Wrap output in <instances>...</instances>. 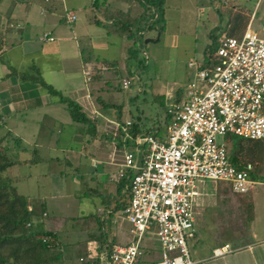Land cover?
I'll return each instance as SVG.
<instances>
[{
	"label": "crops",
	"instance_id": "obj_1",
	"mask_svg": "<svg viewBox=\"0 0 264 264\" xmlns=\"http://www.w3.org/2000/svg\"><path fill=\"white\" fill-rule=\"evenodd\" d=\"M74 1L70 4L71 10L65 8L64 0H49L46 3L41 0L0 1V23L6 21L14 25L11 28L0 25V131L14 135L19 142L24 140L29 148L27 161L20 158L18 153H14L11 158L14 163L10 169L20 165L27 166L26 176H13L12 181H25L29 208L36 210L35 206L39 205L41 217H47L48 204H56L60 212L67 208V198L71 201L70 205H78V200L72 199L80 194L76 187L77 179L86 184L85 187H89L95 195L96 210L100 214L109 213L115 207L113 200L119 181L117 171L122 160L121 148L127 146L121 144V137L120 140L109 134L103 137V122L123 117L119 107L115 108L111 103L104 107L105 103L99 98L105 93L103 85L109 86V69L102 63H96L93 56L85 53L77 41L80 33L83 36L90 34L91 38L95 34V38L108 44L111 34L107 31L105 20L98 18L100 10H106L105 0ZM89 9L94 13L90 25L98 27L100 31L92 32L86 25L75 24L77 15H84ZM68 13L75 16V21L71 24L65 20ZM247 27L250 29L249 21L245 29ZM42 34H47L52 41H38ZM124 69L125 67L121 68ZM29 76H38L44 84L75 102L85 116L93 120L96 136L91 138L87 135L83 126L70 119L65 105L59 103L57 97L51 96L38 83L30 81ZM122 79L124 76L120 78ZM114 109L117 112L116 118L113 113L108 114ZM122 110L121 108V113ZM93 111L97 113L95 118L91 116ZM133 118L136 120L139 117ZM161 135L163 134L159 133L158 136ZM16 146H19L18 142ZM64 167L71 168L76 175L71 183L72 191L66 190V185L70 182L69 171ZM251 178L252 185L245 194L250 202L247 223L242 221V209L236 202L244 194H234L227 185H219L214 207L206 209L203 208L204 202L198 193L194 201L195 233L193 242L190 243L189 255L194 264H264V218L262 227L255 229L257 212L254 205L256 193L253 190L258 185L264 192V177L257 171L254 176L251 173ZM123 192L121 190L120 194ZM45 200L50 201L46 204ZM225 207L224 212L218 211ZM121 212L122 210L117 211L108 220L109 239L113 242H116V233L120 232L121 221L124 222ZM116 218L120 222H116ZM43 219H40L42 227ZM211 226L223 231L224 228L226 231L231 230L240 237L237 235L236 241L231 243L214 241ZM110 228H113V232ZM201 230L208 232L207 235L199 236ZM202 238H209L211 241L205 243ZM86 240L88 239L83 244ZM223 245L230 246L233 251L222 257H211V251ZM149 247L152 249L149 254L159 257L157 246ZM83 255L85 256V249ZM154 262L155 260L152 264Z\"/></svg>",
	"mask_w": 264,
	"mask_h": 264
},
{
	"label": "built area",
	"instance_id": "obj_2",
	"mask_svg": "<svg viewBox=\"0 0 264 264\" xmlns=\"http://www.w3.org/2000/svg\"><path fill=\"white\" fill-rule=\"evenodd\" d=\"M65 20L71 24L75 16L68 13ZM0 25L14 27L6 21ZM38 41L52 38L42 34ZM212 57V65L188 64L194 80L187 83L180 101L167 108L170 118L163 135L131 136L126 132L130 122L121 127L137 148L122 154L117 171L118 179L131 173L128 203L121 212L131 239L110 251L88 240L85 261L138 264L150 248L145 241L152 240L159 254L154 264H194L186 243L195 233V181L225 183L234 194L249 191L251 165L234 168L225 144L216 137L264 139V36L247 27L239 38L220 39ZM128 85L121 81L122 88ZM232 251L228 245L219 246L211 257Z\"/></svg>",
	"mask_w": 264,
	"mask_h": 264
},
{
	"label": "rangeland",
	"instance_id": "obj_3",
	"mask_svg": "<svg viewBox=\"0 0 264 264\" xmlns=\"http://www.w3.org/2000/svg\"><path fill=\"white\" fill-rule=\"evenodd\" d=\"M73 1L64 0V6L67 10H71L72 5L70 4ZM78 1L88 2L89 0ZM104 4H106V7H104L106 10L102 11L101 9L98 18L105 20L107 31L111 34L108 44L95 38V34H93L92 38L90 34L87 36H83V33L77 35V41L82 49L85 50V53H89L90 57L93 56L96 63H102L109 69V75L111 76L109 78V86L103 85L102 90L105 93L101 94L100 96L102 97L99 98L103 100V103H111L115 108L119 107L120 115L122 114L123 117L117 119L115 109L108 112L109 115L113 113L116 119L103 122V137L109 134L112 138H117L120 133H123L122 131H125V128L121 131V127L126 122L132 121L133 116L139 117L140 121L143 122L142 125L146 126L148 130L155 128L160 131V134H164L165 111L171 106V100L175 98L176 90L185 89L187 83L194 80L193 68L188 66L189 63L203 67V56L208 53V46L214 43L212 49L215 51L218 40L228 36L239 38L248 21L250 30L256 31L260 36H264V0H165L162 19L159 17V22H163V29L159 32L158 26H156L154 29L145 30L140 34L141 36L133 40H127L124 36L119 37L111 22L122 20L121 15L125 12L131 18L137 16L141 13L140 6L136 2H131V0H105ZM93 15L94 13L90 9L84 15L78 14L75 24L86 25L90 27L89 29L92 32L100 31L98 27L90 25L92 24L90 21L94 18ZM106 18L109 20L107 21ZM72 26L70 27L72 28ZM124 67L125 69L121 70ZM123 76L124 79L122 80L129 82L127 88H122L121 86L122 80L120 78ZM181 93L182 91L180 96H182ZM121 108L124 110H122V113ZM96 115L97 113L93 111L91 116L95 118ZM23 138L25 139V137ZM237 138L225 135L216 137V140L225 144L228 155L230 144ZM121 139V144L127 145H121L126 146L121 148L123 149L121 152L133 151L131 147L134 144L132 138L130 136L127 138L123 133ZM17 142L19 146H16ZM255 142H257L260 150L259 154L255 162H248H250L252 168L254 167L251 172L253 176L259 171L260 175L264 177V139ZM0 151L10 161H12L11 158H13L14 153H18L19 157L25 161H27L29 155V148L24 140L19 142L14 135H7L1 131ZM244 163L242 167H244ZM255 163L257 166H255ZM64 169L69 171L68 178L70 183L66 185V190L72 191L70 190L72 188L71 183H73L72 181L76 178V175L73 170H70L71 168L64 167ZM26 171L27 166L20 165L14 169L9 167L4 175L10 179L11 184L16 188V193L20 196L25 195L24 197L27 199L25 181H12V178L14 179L13 176H19L18 178L26 176ZM251 173L250 179L252 180ZM77 180L78 185L76 187L79 188L80 194L72 199L78 200V205H70L71 201L67 198V208L64 209V212H60L56 204L51 206L48 204L51 199L45 200L46 204H48V214L47 217H43L42 229L56 230L58 232V243L60 246L57 251L62 252V257L58 260L54 259L52 264H83V261L86 260L83 258V250L86 247L87 240L84 244L83 242L88 238L87 232L96 231L97 224L95 219L89 217V214L96 217L100 215L96 210L97 199L93 192L91 193L89 187H85L86 184H82L79 179ZM219 185L225 186L226 184L208 180L195 181L200 199L204 202L203 208L207 209L214 205L216 190H220ZM253 190L256 193L254 205L257 212V223H255L254 228L259 229L262 227L264 218V192L261 191L258 185ZM240 199V201L236 199V202L242 209V221L247 223L250 216L248 212L250 211L248 195L245 197L244 194ZM35 209L36 213L39 214V205H36ZM225 209L226 207L220 208L218 211L224 212ZM40 217L38 215L33 218L31 225H38ZM115 220L120 222L119 218ZM121 224L120 232L116 233V242L118 244L114 242V245H127L131 239L128 234L129 225L125 221H121ZM211 228L213 231L212 235L215 236L212 238L214 241L231 243L236 241L237 235L240 237L239 234L231 230L226 231L225 228L224 231L218 229V227L211 226ZM112 229L110 228L111 231ZM203 231L201 230L199 236L201 234L207 235L206 233L208 232ZM202 241L209 243L211 240L202 238ZM191 242H193L192 239L186 243L189 255ZM145 243L148 246H157L152 240L151 243L146 241ZM151 250V248L148 249L140 264H152L153 260H158V256L149 254ZM49 257L55 258L53 251L49 254Z\"/></svg>",
	"mask_w": 264,
	"mask_h": 264
},
{
	"label": "trees",
	"instance_id": "obj_4",
	"mask_svg": "<svg viewBox=\"0 0 264 264\" xmlns=\"http://www.w3.org/2000/svg\"><path fill=\"white\" fill-rule=\"evenodd\" d=\"M41 1L46 3L49 0ZM133 1L140 6L141 13L131 18L128 13L125 12L121 15L122 20L111 22L118 36H124L127 40H133L141 36L140 34L143 31L154 29L156 26H158V31L160 32L163 29V22H159V17L162 19L165 0ZM213 44L214 43L208 46V53L203 56V66L212 65L214 63L212 57L214 52L212 49ZM216 45H218V42ZM28 79L38 83L40 87L46 90L51 96L57 97L59 103L65 105L70 119L74 123L83 126L87 135L91 138L96 136L93 120L87 118L75 102L63 97L59 92H56L50 86L44 84L38 76H29ZM181 91L180 89L176 90L175 98L171 100V105L177 104L180 101ZM106 104L107 103L103 106L105 107ZM169 118L170 114L168 110H166L164 119L165 126ZM142 123L143 122H141L139 118L136 120L133 118L126 132L131 136L141 134L143 136L149 135L157 137L159 135L160 131L158 129L152 128L148 130ZM122 135L123 133H120L117 139L119 138L118 140H120ZM255 141L258 140L237 138V140L230 144V152L227 156L228 161L234 168L241 169L244 162V164L255 162L260 151ZM131 147L133 150L137 149L134 145H131ZM13 163V161H10L5 154L0 151V264H52L54 259L58 260L62 257V252L57 251L60 246L58 243V235L53 230L42 229L41 222L38 225H31L32 219L36 218L38 215L42 216V214L40 212L39 214L36 213L32 207L29 208L30 206L27 199L16 193V188L11 184L10 179L4 175L6 170L11 167ZM130 178L131 173H127L123 178L119 179L116 187V197L113 200L115 207L109 213L100 214L98 217L89 214V217L95 219L97 226L96 231L91 233L88 232L87 239L96 241L100 250L110 251L111 248L115 246L113 240L109 239L108 220L111 219L117 211L123 210L127 205ZM121 190H124L122 194H120ZM43 209L44 208L41 210L43 211ZM40 219H43V217H40ZM52 251L55 258L49 257ZM83 258H85L84 255ZM83 264H97V261H83Z\"/></svg>",
	"mask_w": 264,
	"mask_h": 264
}]
</instances>
